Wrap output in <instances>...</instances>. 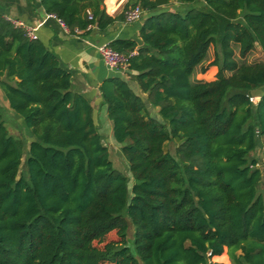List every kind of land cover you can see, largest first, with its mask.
<instances>
[{"label": "trees", "instance_id": "16d2710c", "mask_svg": "<svg viewBox=\"0 0 264 264\" xmlns=\"http://www.w3.org/2000/svg\"><path fill=\"white\" fill-rule=\"evenodd\" d=\"M41 2L71 31L104 30L144 8L141 45L110 43L136 51L131 78L100 85L133 182L71 72L0 13V87L31 132L21 169L25 142L0 106V264H221L213 259L225 253L264 264V172L252 156L264 137V61L236 57L264 54V0H127L119 16L107 0ZM212 45L216 77L194 82ZM113 231L119 238L106 241Z\"/></svg>", "mask_w": 264, "mask_h": 264}, {"label": "crops", "instance_id": "0c3cea01", "mask_svg": "<svg viewBox=\"0 0 264 264\" xmlns=\"http://www.w3.org/2000/svg\"><path fill=\"white\" fill-rule=\"evenodd\" d=\"M126 1L107 0L106 8L111 15L119 16ZM0 13L13 22L21 21L38 27V39L71 72L72 89L85 94L91 100L100 133L103 134V130L108 136L113 133L107 105L102 102L100 85L107 77L118 75L130 79L131 74L128 67L120 70L109 68L102 60L97 46L116 39H134L141 45L140 30L145 17L136 22H126L118 17L104 30L95 24L89 30L81 29L77 32L65 27L57 17L51 16L41 0H0ZM130 82L136 93L147 100V94L141 92L138 83L133 80ZM259 97L257 96L258 99ZM157 110L158 108L153 107V112Z\"/></svg>", "mask_w": 264, "mask_h": 264}, {"label": "rangeland", "instance_id": "374dc122", "mask_svg": "<svg viewBox=\"0 0 264 264\" xmlns=\"http://www.w3.org/2000/svg\"><path fill=\"white\" fill-rule=\"evenodd\" d=\"M236 57L239 59L240 62L246 61L249 63H254L257 61H264V54L261 51L259 46H256V48L247 57L243 59L239 57V54L237 51ZM214 58H215V47L212 45L208 51V56L206 60H204L203 63H201L200 65H198L194 71V74L192 77L194 82L209 81L216 77L218 68L216 65L212 64V61L214 60ZM254 98H255V101L258 100L256 99V97ZM0 106L2 110L3 120L8 126L9 131L16 136L21 137L25 142L24 149H23L24 154H23V160H22V166H21V169H25V157L27 154L28 142L31 139V132L29 128L24 124L23 118L16 112H14L12 109H10L8 101L5 98L4 92L1 89V87H0ZM153 114L156 117L160 118V115L158 114L157 111H155ZM103 136H104L105 143L109 146L110 158L113 160L114 166L118 170L126 173L131 178V181L129 183L131 187L132 182H133V177H132L131 172L129 171L128 162L124 154L121 153V150H120L121 144L116 141V139L113 136V133H111L108 136L106 134V131L103 130ZM178 145H179V142L177 140H172L166 144V149L176 155V148ZM257 147L252 153V156L257 157L261 161V159L263 160V155L262 153L259 152V148H264V137H262L261 143ZM261 167L264 172V164H262ZM128 234H129L128 244L133 249V243H132L133 242L132 241L133 240L132 239L133 226L132 224L129 225ZM118 238L119 236L117 235V233L113 231L107 236L106 241L118 239ZM95 244L100 246V245H103L104 243L95 242ZM213 260L221 264H233L228 253H225L221 257H215Z\"/></svg>", "mask_w": 264, "mask_h": 264}, {"label": "built area", "instance_id": "2783aa9c", "mask_svg": "<svg viewBox=\"0 0 264 264\" xmlns=\"http://www.w3.org/2000/svg\"><path fill=\"white\" fill-rule=\"evenodd\" d=\"M51 16L56 17V15L51 14ZM145 15V10L140 4L133 5L129 7L127 10H125V20L126 22H136L141 20ZM89 18L92 19L93 15L91 12H89ZM60 22L68 28V26L61 20L59 19ZM16 25L20 26L21 28L24 29L25 34L30 38V39H38V36L36 34V30L38 29L37 26H31L28 25L24 22H14ZM93 25H90L88 29H91ZM77 32H79V29H76ZM97 50L99 51V54L104 61V63L111 69H124L128 67V58L131 55H134L136 51L130 52V54H125L117 49H115L110 43H103L99 44L97 46ZM255 103L258 101H255V98H251ZM256 99H258L256 97ZM259 152L262 153L263 155V160L259 159V163L257 164L258 167H260L262 164H264V148H259Z\"/></svg>", "mask_w": 264, "mask_h": 264}, {"label": "water", "instance_id": "95a60500", "mask_svg": "<svg viewBox=\"0 0 264 264\" xmlns=\"http://www.w3.org/2000/svg\"><path fill=\"white\" fill-rule=\"evenodd\" d=\"M145 103H146V106H147L149 112L150 113L153 112L152 104L148 100H146Z\"/></svg>", "mask_w": 264, "mask_h": 264}]
</instances>
